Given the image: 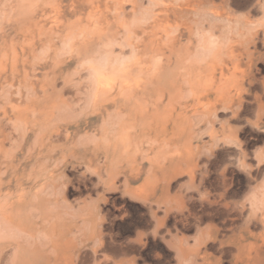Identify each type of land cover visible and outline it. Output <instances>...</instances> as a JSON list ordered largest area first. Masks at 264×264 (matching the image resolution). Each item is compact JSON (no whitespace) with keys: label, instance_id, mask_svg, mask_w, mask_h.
I'll return each instance as SVG.
<instances>
[{"label":"rangeland","instance_id":"rangeland-1","mask_svg":"<svg viewBox=\"0 0 264 264\" xmlns=\"http://www.w3.org/2000/svg\"><path fill=\"white\" fill-rule=\"evenodd\" d=\"M114 1L0 0V264H66L63 258L68 254L71 264H198L202 261L199 249H206L207 264H244L237 262L235 248L256 243L263 245L261 256L251 264H264V0H206L200 16L195 10L183 17L191 25L219 21L226 26L229 20L213 19L212 10L226 1L236 3L233 22L244 23L242 17L250 6L252 32L258 38L252 61L248 64L244 58L241 66L246 78L253 79L250 86L246 83L243 102L225 105L220 101L210 112L197 107L190 97L177 99L168 128L182 136L179 153L159 143L150 146L137 129L127 152L119 137L125 122L119 121L137 98L143 103L151 99L156 80L129 100L119 79L104 96L90 100L93 88L85 60L102 47V37L94 34L84 43L78 36L71 47L64 44L69 34L89 27V14L96 10L107 14V28L116 29L118 17L111 12ZM133 1L140 10L150 4L149 0H124L129 20ZM164 1L155 9L176 3ZM219 83L217 78L215 85ZM209 122L217 127V141L209 134ZM229 129L237 134L244 154L229 143ZM100 232L103 244L97 241Z\"/></svg>","mask_w":264,"mask_h":264},{"label":"bare ground","instance_id":"bare-ground-1","mask_svg":"<svg viewBox=\"0 0 264 264\" xmlns=\"http://www.w3.org/2000/svg\"><path fill=\"white\" fill-rule=\"evenodd\" d=\"M92 1V0H91ZM107 0H105L106 3ZM116 1V0H115ZM114 1V2H115ZM150 4L146 8L137 9L136 2L133 1L131 8L133 11L132 19H128L124 0H117L111 12L118 17V27L112 30L107 28L105 19L107 14L99 12H91L88 17V28H79L74 35H68L64 40L67 47H71L74 40L81 36L83 42H90V38L95 35L102 37L103 45L101 48L89 56L85 63L88 66V71L91 77L93 94L90 100L98 99L104 96L107 92L115 88V84L120 81L122 93L130 100L132 97H137L138 91L144 88L148 83H153L156 80L157 84L150 90L151 99L149 101H137L127 113L126 118L119 122H124L120 139L124 141L126 151L134 142L133 131L141 132L142 140L147 141L150 146L159 143L163 144L168 149H173V152L179 153L182 149V136L177 132L169 130L168 121L172 118L173 112L176 109L178 98L190 97L195 102L196 106H203L206 111L215 110L217 102H223L225 105L231 104L238 100L241 102L246 91V83L251 85L253 79L245 75L246 71L241 69L244 63L250 64L252 61L253 48L256 46L257 34L252 32V11L249 6L244 23L233 22L237 16V10L233 2L226 1L216 10H212L213 19H228L226 26L216 22L208 24H189L184 16L190 12L197 10L198 15L203 9L206 0H169L175 1L174 5L164 6L165 8L155 9V7L164 0H149ZM167 1V0H166ZM215 1V0H214ZM233 1V0H232ZM102 2V1H101ZM129 2V1H128ZM168 2V1H167ZM256 2V1H255ZM47 3V1H46ZM45 3V4H46ZM52 3V2H51ZM172 3V2H170ZM207 4V3H206ZM209 4V3H208ZM240 4V3H239ZM238 4V5H239ZM253 4V3H252ZM48 5V4H47ZM50 5V4H49ZM99 5V4H98ZM97 5V6H98ZM211 5V4H209ZM213 5V4H212ZM255 5V4H254ZM51 6V5H50ZM215 6V5H214ZM220 6V5H219ZM92 7V6H91ZM209 7V6H207ZM211 7V6H210ZM213 7V6H212ZM217 7V6H216ZM55 8V7H54ZM108 8V7H107ZM89 9V8H88ZM104 9V8H103ZM247 9V8H246ZM55 10H57L55 8ZM54 10V12H55ZM102 10V9H101ZM109 10V9H108ZM200 10V11H199ZM210 10V9H209ZM208 11V10H206ZM210 12V11H209ZM245 12V11H242ZM254 12V11H253ZM52 13V12H51ZM89 13V12H88ZM196 13V12H195ZM49 15V14H48ZM47 15V16H48ZM57 15V14H56ZM195 15V14H194ZM209 15V14H208ZM239 15V14H238ZM46 16V17H47ZM55 16V15H54ZM174 16V19H171ZM197 16V13H196ZM195 16V17H196ZM200 16V15H199ZM206 16V14H205ZM58 17V16H57ZM202 17V16H201ZM210 17V16H208ZM50 18V17H49ZM199 18V17H198ZM237 18V17H235ZM240 18V15L238 19ZM52 19V18H51ZM197 19V17H196ZM211 19V17H210ZM73 20V18H72ZM60 21V19H59ZM58 21V22H59ZM193 21V20H192ZM191 21V22H192ZM205 21V20H204ZM203 21V22H204ZM226 21V20H225ZM238 21V20H237ZM108 22V21H107ZM54 23V22H53ZM56 23V22H55ZM83 23V22H82ZM85 23V24H86ZM109 23V22H108ZM114 23V22H113ZM258 23V22H256ZM263 22H261L262 24ZM193 24V23H192ZM255 25V24H254ZM260 25V22H259ZM258 26V25H256ZM115 27V26H113ZM247 28V29H246ZM257 28V27H255ZM48 29V28H47ZM46 30V29H44ZM263 30V29H262ZM58 31V30H57ZM264 31V30H263ZM67 32V30H66ZM59 33V32H58ZM56 34V33H55ZM259 35V34H258ZM43 36V35H42ZM50 39V38H49ZM57 39V38H56ZM23 40V39H22ZM264 40V39H262ZM49 43V41L47 40ZM63 42V40H62ZM262 42V41H261ZM47 43V44H48ZM51 44V43H50ZM100 45V44H99ZM259 45V44H258ZM47 46V45H46ZM260 46V45H259ZM56 47V46H55ZM63 47V46H62ZM59 47V48H62ZM118 48V52L117 49ZM56 49V48H55ZM65 49V48H64ZM259 49V48H258ZM255 50V49H254ZM55 51V50H54ZM61 51V50H60ZM64 51V50H63ZM16 52V50H15ZM62 52V51H61ZM65 52V51H64ZM14 55V54H13ZM26 55V54H25ZM62 55V54H61ZM65 55V54H64ZM71 55V54H70ZM91 55V54H90ZM7 56V55H6ZM12 56V55H11ZM3 57V56H2ZM5 57V56H4ZM2 62V61H1ZM84 63V62H82ZM81 64V63H80ZM174 64V65H173ZM172 68H169L172 66ZM16 66V65H15ZM80 66V65H78ZM4 68V67H3ZM17 68V67H16ZM256 68V67H255ZM254 68V69H255ZM79 69V68H78ZM257 69V68H256ZM137 70V75L134 76V71ZM78 71V70H77ZM169 72V73H168ZM86 73V72H85ZM228 74H231L228 77ZM12 75V73H11ZM14 75V74H13ZM12 75V76H13ZM29 75V74H28ZM84 75V73H83ZM258 75V74H257ZM36 76V75H35ZM232 76V77H231ZM24 77V76H23ZM82 77V76H81ZM21 78V77H20ZM26 78V77H25ZM32 77H30L31 79ZM34 78V77H33ZM86 78V77H85ZM217 78L220 83L215 85ZM29 79V76H28ZM15 80V78H14ZM20 80V79H19ZM26 80V79H25ZM27 81V80H26ZM32 81V80H31ZM28 81V82H31ZM88 82V81H87ZM18 83H21L20 81ZM119 83V82H118ZM117 83V84H118ZM12 85V82L10 83ZM255 84V82H254ZM1 85V84H0ZM14 86V85H13ZM33 85H30V87ZM91 86V84H90ZM119 86V85H118ZM19 87V86H18ZM16 90H20V89ZM34 87V86H33ZM256 87V86H255ZM14 88V87H13ZM20 88V87H19ZM24 88V87H23ZM27 88V87H26ZM25 88V89H26ZM252 88V87H251ZM27 90V89H26ZM32 90V89H30ZM40 90V89H38ZM167 90L169 91L168 101ZM34 91V90H33ZM57 91V90H56ZM70 91V90H69ZM68 91V92H69ZM145 91V90H142ZM21 92V90H20ZM32 92V91H31ZM35 92V91H34ZM39 92V91H38ZM78 92V91H77ZM153 92V93H152ZM28 93V92H27ZM86 93V92H84ZM16 94L18 95L17 91ZM26 94V93H25ZM11 95V94H10ZM15 95V94H14ZM29 95V94H28ZM35 95V94H34ZM144 95V94H143ZM260 95V94H259ZM27 96V94H26ZM76 97V95H74ZM57 97V96H56ZM78 97V96H77ZM82 97V96H81ZM11 98V97H10ZM21 98H24L21 96ZM20 98V99H21ZM26 98V97H25ZM24 98V99H25ZM37 98V97H36ZM51 98V97H50ZM63 98V97H62ZM74 98V97H73ZM255 98V97H254ZM257 98V97H256ZM260 98V97H258ZM52 99V98H51ZM206 101H205V100ZM15 100V99H14ZM17 100V98H16ZM15 100V101H16ZM28 100V99H27ZM39 100V99H38ZM56 100V99H55ZM58 100V98H57ZM60 100V99H59ZM64 100V99H63ZM77 100V98H76ZM79 100V99H78ZM143 100V99H142ZM152 100V101H151ZM264 100V99H263ZM262 100V101H263ZM18 101V100H17ZM30 101V100H29ZM82 102V101H81ZM92 102V101H91ZM96 102V101H95ZM243 102V101H242ZM264 102V101H263ZM8 103V102H7ZM10 103V102H9ZM12 103V102H11ZM78 103V102H77ZM76 103V104H77ZM58 104V103H56ZM117 104V102H116ZM16 105V104H15ZM26 105V104H25ZM64 105V103H63ZM119 105V104H118ZM163 105V107H162ZM182 105V104H181ZM52 106V105H51ZM50 106V107H51ZM114 106V105H113ZM120 106V105H119ZM193 106V105H192ZM243 106V105H242ZM18 107V106H16ZM21 107V106H20ZM23 107V106H22ZM54 107V106H53ZM59 107V106H58ZM75 107H78L75 105ZM95 107V106H94ZM123 107V106H122ZM191 107V105H190ZM34 108V107H33ZM161 108V111H160ZM236 108V107H235ZM59 109V108H58ZM114 109V108H113ZM221 109V107H220ZM226 109V108H225ZM4 110V109H3ZM34 110V109H33ZM48 110V109H47ZM112 110V109H111ZM119 110V109H118ZM227 110H229L227 108ZM231 110V109H230ZM238 110V108H237ZM259 110V109H258ZM22 111V110H21ZM51 111V110H50ZM53 111V110H52ZM113 111V110H112ZM121 111V110H119ZM220 111V110H219ZM218 111V112H219ZM241 111V110H240ZM37 112V111H36ZM111 112V111H110ZM116 113V112H115ZM119 113V112H118ZM193 113V112H192ZM195 113V112H194ZM234 113V112H233ZM49 114V113H48ZM86 114V113H84ZM103 114V113H102ZM117 114V113H116ZM120 114V113H119ZM217 114V113H216ZM51 115V114H50ZM87 115V114H86ZM109 115V114H107ZM118 115V114H117ZM123 115V114H122ZM200 115V114H199ZM213 115V113H212ZM215 115V114H214ZM213 115V116H214ZM56 116V115H55ZM83 116V115H82ZM103 116V115H102ZM124 116V115H123ZM198 116V115H197ZM196 116V117H197ZM201 116V115H200ZM205 116V115H204ZM230 116V115H229ZM235 116V115H234ZM241 116V115H239ZM52 117V115H51ZM50 117V118H51ZM81 117V116H80ZM85 117V115H84ZM97 117V116H95ZM109 117V116H108ZM112 117V116H111ZM187 117V116H186ZM202 117V116H201ZM215 117V116H214ZM213 117V118H214ZM33 118V117H32ZM74 118V117H73ZM76 118V117H75ZM119 118H121L119 116ZM123 118V117H122ZM191 118V117H190ZM206 118V117H205ZM15 119V118H14ZM37 119V118H36ZM104 119V118H103ZM110 119V118H108ZM113 119V118H112ZM118 119V118H117ZM200 119V118H199ZM13 120V119H12ZM16 120L19 121L18 118ZM52 120V119H51ZM67 120V119H66ZM70 120V119H69ZM99 120V119H98ZM105 120V119H104ZM103 120V121H104ZM217 120V119H216ZM23 121V120H22ZM36 121V120H35ZM38 121V120H37ZM196 121V120H194ZM215 121V118H214ZM225 121V120H224ZM228 121V120H227ZM53 122V121H52ZM111 122V121H110ZM106 122V123H110ZM118 122V121H117ZM115 122V124H117ZM203 122V121H202ZM220 122V121H219ZM20 123V122H19ZM33 123V122H32ZM31 123V124H32ZM55 123V122H54ZM59 123V122H58ZM114 123V121H113ZM198 123V122H197ZM210 123V122H209ZM213 123V122H212ZM210 123V136L212 139H218L217 130ZM222 123V121L220 122ZM228 123V122H227ZM63 124V123H62ZM192 124V123H191ZM226 124V121H225ZM53 125V124H52ZM106 125V124H105ZM104 125V126H105ZM108 125V124H107ZM106 125V126H107ZM218 125V124H217ZM230 125V123H229ZM42 126V125H41ZM55 126V125H54ZM103 126V127H104ZM216 126V125H215ZM224 126V125H223ZM27 127V126H26ZM38 127V126H37ZM48 127V126H47ZM88 127V126H87ZM99 127V128H103ZM120 127V126H119ZM226 127V126H225ZM16 128V127H15ZM62 128V127H61ZM92 128V127H91ZM98 128V127H97ZM110 128V127H109ZM113 128V127H112ZM175 128V127H174ZM192 128V127H191ZM65 129V128H64ZM96 129V128H93ZM114 129V128H113ZM116 129V128H115ZM180 129V128H178ZM5 130V129H4ZM28 130V129H27ZM88 130V129H87ZM90 130V129H89ZM117 130V129H116ZM194 130V129H193ZM227 130V128H226ZM234 131V129L232 128ZM16 131V130H15ZM64 131V130H63ZM71 131V130H70ZM79 131V130H78ZM105 131V130H103ZM190 131V130H189ZM5 132V131H4ZM82 132V131H81ZM96 132V131H95ZM107 132V130H106ZM110 132V131H109ZM113 132V130H112ZM193 132V131H192ZM195 132V131H194ZM208 132V131H207ZM206 132V133H207ZM229 134L226 138L229 143H235L238 146L241 154L245 150L241 146V141L229 129ZM236 132V131H235ZM12 133V132H11ZM57 133V131H56ZM64 133V132H63ZM115 132H113L114 134ZM226 133V132H225ZM13 134V133H12ZM11 134V135H12ZM30 134V133H28ZM44 134V133H43ZM65 134V133H64ZM67 134V132H66ZM81 134V133H80ZM90 134V133H89ZM92 134V133H91ZM106 134V133H105ZM112 134V133H110ZM188 134V133H187ZM192 134V133H191ZM190 134V135H191ZM42 135V134H40ZM77 135V134H76ZM85 135V134H84ZM10 136V135H9ZM27 136V135H26ZM65 136V135H64ZM86 136V135H85ZM108 136V135H107ZM105 141H109L108 137ZM116 136V135H115ZM139 136V135H138ZM192 136V135H191ZM15 137V136H14ZM18 137V136H17ZM54 137V136H53ZM87 137V136H86ZM95 137V136H93ZM103 137V136H102ZM101 137V138H102ZM135 137V136H134ZM190 137V136H189ZM187 137V138H189ZM209 137V136H208ZM64 138V137H63ZM39 139V137H38ZM47 139V138H46ZM45 139V140H46ZM80 139V138H79ZM83 139V138H82ZM81 139V140H82ZM87 139V138H86ZM98 139V135H97ZM10 140V138H8ZM15 140V139H14ZM25 140V139H24ZM55 140V138H54ZM111 140V139H110ZM188 140V139H187ZM11 141V140H10ZM56 141V140H55ZM97 141V140H95ZM26 142V141H25ZM94 142V141H93ZM103 142V138H102ZM185 142V141H184ZM189 142V141H188ZM204 142V141H203ZM212 142V141H211ZM7 143V142H6ZM16 143V141L14 142ZM39 143V142H38ZM69 143V142H68ZM78 143V142H77ZM104 143V142H103ZM107 143V142H106ZM144 144V142H142ZM206 143V142H205ZM231 143V144H232ZM10 144V143H9ZM26 144V143H25ZM54 144V143H53ZM141 144V142H140ZM185 144V143H184ZM188 144V143H187ZM196 144V143H195ZM201 144V143H200ZM204 144V143H203ZM38 145V144H37ZM45 145V142H44ZM102 145V144H101ZM136 146V144L134 143ZM142 145V144H141ZM11 146V145H10ZM52 146V145H51ZM95 146V145H94ZM162 146V148H164ZM184 146V145H183ZM191 146V145H190ZM186 147V145H185ZM184 147V148H185ZM189 147V146H188ZM40 148V147H39ZM38 148V149H39ZM115 148V147H114ZM133 148V147H132ZM138 148V147H137ZM141 148V147H140ZM160 148V149H162ZM48 149V148H47ZM91 149V148H90ZM124 149V148H123ZM139 149V148H138ZM157 149V148H155ZM154 149V150H155ZM160 149H157L160 151ZM190 149V148H189ZM192 149V148H191ZM40 150V149H39ZM44 150V149H43ZM46 150V149H45ZM94 150V149H93ZM166 150V149H165ZM164 150V151H165ZM114 151V150H113ZM125 152V149L123 150ZM138 151V150H136ZM202 151V150H201ZM128 152V151H127ZM131 152V151H130ZM144 152V151H143ZM146 152V151H145ZM144 152V153H145ZM166 152V151H165ZM183 152V151H182ZM181 152V153H182ZM215 152V151H214ZM9 153V152H8ZM150 153V152H149ZM219 153V152H218ZM96 154V153H95ZM126 155L128 153H125ZM136 154V153H135ZM148 154V152H147ZM155 154V153H154ZM166 154V153H165ZM183 154V153H182ZM92 155V154H91ZM97 155V154H96ZM131 155V154H130ZM199 155V154H198ZM161 157V155H159ZM164 156V155H162ZM169 156V155H167ZM193 156V155H192ZM212 156V155H211ZM214 156V155H213ZM239 156V155H238ZM150 157V156H149ZM153 157V156H152ZM237 157V156H236ZM240 157V156H239ZM8 158V157H7ZM106 158V157H105ZM155 158V157H154ZM159 159V158H158ZM168 159V158H167ZM1 160V159H0ZM48 160V159H47ZM87 160V159H86ZM102 160V159H101ZM172 160V159H171ZM235 160V159H234ZM238 160L242 163L245 161L242 158ZM113 161V160H112ZM119 161V160H118ZM123 161V160H122ZM151 161H153L151 159ZM192 161V160H191ZM66 162V161H65ZM97 162V161H95ZM103 162V161H102ZM130 162V161H129ZM184 162V161H183ZM41 163V162H40ZM64 163V162H63ZM88 163V162H87ZM136 163V162H135ZM134 163V164H135ZM191 163V162H190ZM239 163V162H238ZM100 164V163H99ZM131 164V163H130ZM143 164V163H142ZM128 165V164H127ZM191 165V164H190ZM243 165V164H242ZM54 166V165H53ZM94 166V165H93ZM101 166V165H100ZM114 166V165H113ZM131 166V165H130ZM141 166V165H140ZM47 167V165H46ZM91 167V166H90ZM134 167V166H133ZM136 167V166H135ZM139 167V166H138ZM63 168V167H62ZM95 168V167H94ZM115 168V167H114ZM132 168V167H131ZM152 168V166H151ZM139 169V168H137ZM153 169V168H152ZM177 169V168H176ZM97 170V169H95ZM191 171V170H190ZM34 172V171H33ZM142 172V171H141ZM153 172V171H152ZM173 173V169L171 170ZM196 172V171H195ZM40 173V172H39ZM44 173V172H43ZM58 173V172H57ZM136 173V172H135ZM50 174V172H49ZM53 174V173H52ZM96 174V173H95ZM140 174V172H138ZM198 174V173H197ZM109 175V174H108ZM107 175V176H108ZM158 175V174H157ZM193 173H190L192 176ZM53 176V175H52ZM152 176V175H151ZM164 176V175H163ZM133 177V176H132ZM136 177V176H134ZM154 177V176H153ZM44 178V177H43ZM46 178V176H45ZM49 178V177H48ZM98 178V177H97ZM145 178V176H144ZM163 178V177H162ZM206 178V177H205ZM147 179V178H146ZM42 180V179H41ZM106 180V179H105ZM154 180V179H152ZM157 180V177H156ZM33 182V181H32ZM57 182V181H56ZM59 182V181H58ZM146 181H144L145 184ZM157 182V181H156ZM4 183V182H3ZM12 183V182H11ZM42 183V182H41ZM55 183V181H54ZM101 183V182H100ZM36 184V183H35ZM33 184L32 186H34ZM53 184V183H52ZM162 184V183H161ZM104 185V184H103ZM157 185V184H156ZM105 186V185H104ZM142 186V185H141ZM145 186V185H144ZM152 186V185H151ZM148 187V186H147ZM31 188V187H30ZM29 188V189H30ZM144 188V187H143ZM199 188V187H198ZM262 188V187H261ZM57 189V188H56ZM55 189V190H56ZM23 190V189H22ZM262 190V189H261ZM264 190V189H263ZM3 191V190H2ZM24 191V190H23ZM45 191V190H44ZM157 191V190H156ZM57 192V191H56ZM11 193V192H10ZM13 193V192H12ZM45 193V192H43ZM41 192V194H43ZM150 193V192H149ZM154 193V191H153ZM158 193V192H157ZM17 194V193H16ZM23 194V193H22ZM59 194V193H57ZM151 194V193H150ZM155 194V193H154ZM163 194V193H162ZM9 195V194H8ZM47 195V194H46ZM264 195V194H263ZM33 196V195H32ZM55 196V195H54ZM255 196V195H253ZM8 197V196H7ZM18 197V196H17ZM24 197V196H23ZM51 197V196H48ZM159 198V197H158ZM41 199V198H40ZM4 201V200H3ZM36 201V200H35ZM60 201V200H59ZM252 202V201H251ZM255 202V200H254ZM253 202V205L255 204ZM263 204V200L261 201ZM2 205V204H1ZM12 205V204H11ZM27 205V204H26ZM251 205V204H250ZM264 205V204H263ZM252 206V205H251ZM8 207V206H7ZM27 207V206H26ZM253 207V206H252ZM256 205L254 206V208ZM17 208V207H16ZM264 209V208H263ZM22 210H24L22 208ZM27 210V209H26ZM92 210V209H91ZM90 211V210H89ZM259 211V210H257ZM260 212V211H259ZM261 213V212H260ZM259 213V214H260ZM23 214V213H22ZM26 215V214H25ZM262 215V214H261ZM27 216V215H26ZM211 216V215H210ZM257 216V215H256ZM28 217V216H27ZM30 219V218H29ZM264 222V214L262 215ZM164 221V220H163ZM261 221V222H262ZM34 222V221H33ZM165 222V221H164ZM257 222V221H256ZM56 223V221H55ZM4 224V223H3ZM32 224V223H31ZM254 224V223H253ZM78 225V224H77ZM6 226V225H5ZM228 226V225H227ZM264 226V225H263ZM14 227V226H13ZM79 227V226H78ZM217 227V226H216ZM16 228V227H15ZM38 228V227H37ZM212 228V227H211ZM234 228V227H233ZM2 229V228H1ZM65 229V228H64ZM68 229V228H67ZM29 230V229H28ZM221 231V230H220ZM12 232V231H11ZM1 233V232H0ZM18 233V232H17ZM64 233V232H63ZM205 233V232H204ZM22 234V233H21ZM100 232L97 235V241L100 244L104 243V237ZM200 234V233H199ZM211 235V234H210ZM1 236V235H0ZM64 236V235H63ZM202 236V235H201ZM209 236V235H208ZM221 236V235H218ZM204 237V236H202ZM201 237V238H202ZM206 237V235H205ZM13 238V237H12ZM11 238V239H12ZM143 239V238H142ZM207 239V238H206ZM205 239V240H206ZM1 240V239H0ZM3 240V239H2ZM5 240V239H4ZM21 240V239H20ZM36 240V239H35ZM203 240V239H202ZM201 240V241H202ZM8 241V240H7ZM10 241V240H9ZM13 241V240H12ZM18 241V240H17ZM195 241V240H194ZM197 241V239H196ZM229 241V240H228ZM116 242V241H115ZM144 242V241H143ZM211 242V241H210ZM21 243V242H20ZM26 243V242H25ZM200 244V241L197 242ZM206 241L202 244L206 246ZM254 243V241H253ZM264 243V237H263ZM108 244V243H107ZM210 244V243H209ZM222 244V243H221ZM220 244V245H221ZM18 245V244H17ZM62 245V244H61ZM197 245V244H196ZM226 245V244H225ZM25 246V245H24ZM28 246V245H27ZM210 246V245H209ZM237 246V245H236ZM235 246V247H236ZM261 244L241 245L237 249V262L251 264L252 260H257L261 255ZM14 247V246H13ZM19 246H17L18 248ZM63 247V246H62ZM212 247V246H211ZM226 247V246H225ZM39 248V247H38ZM71 248V247H70ZM77 248V246H76ZM131 248V247H130ZM194 248V247H192ZM199 248V247H198ZM203 248V247H201ZM224 248V247H223ZM228 248V246L226 247ZM230 248V247H229ZM232 248V247H231ZM22 249V248H21ZM74 249V248H73ZM119 249V248H118ZM205 249V248H204ZM24 250V249H23ZM22 250V251H23ZM42 250V249H41ZM96 250V249H95ZM211 250V249H210ZM230 250V249H229ZM234 250V249H233ZM232 250V251H233ZM18 251V249H17ZM35 251V250H34ZM37 251V249H36ZM44 251V249H43ZM41 251V252H43ZM70 251V250H69ZM68 251V252H69ZM98 251V250H97ZM107 251V250H106ZM39 252V251H38ZM33 253V252H32ZM46 253V252H45ZM63 253V252H62ZM108 253V252H107ZM201 262L198 264H207L208 253L205 250L199 249ZM226 253V252H225ZM19 254V253H18ZM38 254V253H36ZM44 254V253H43ZM53 254V253H52ZM76 254V253H75ZM111 254V253H110ZM231 254V253H230ZM234 254V253H233ZM29 255V254H28ZM59 255V254H58ZM56 255V260L59 259ZM24 256V255H23ZM43 256V255H42ZM117 256V254H116ZM21 258V257H20ZM38 258V257H37ZM40 258V257H39ZM189 258V257H188ZM29 259V258H26ZM52 259V258H51ZM71 256L64 257L66 264H71ZM81 259V258H80ZM200 259V258H199ZM55 260V261H56ZM29 262L28 260H26ZM35 261V260H34ZM38 261V260H37ZM59 261V260H58ZM82 261V260H81ZM133 261V260H132ZM189 261V260H188ZM18 262V261H17ZM33 262V261H32ZM47 262V261H46ZM45 262V263H46ZM131 262V261H130ZM210 262V261H209ZM208 262V263H209ZM36 263V262H35ZM52 263V262H51ZM196 263V262H195ZM37 264V263H36ZM39 264V263H38ZM48 264V263H47ZM56 264V263H55ZM62 264V263H61ZM64 264V263H63ZM132 264V263H131ZM187 264V263H186ZM253 264V263H252Z\"/></svg>","mask_w":264,"mask_h":264}]
</instances>
